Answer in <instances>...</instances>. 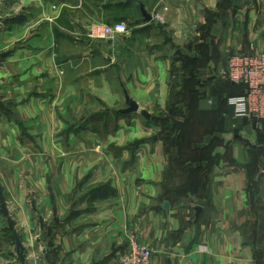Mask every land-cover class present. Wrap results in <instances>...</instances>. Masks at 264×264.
I'll use <instances>...</instances> for the list:
<instances>
[{"label": "crops", "instance_id": "0c3cea01", "mask_svg": "<svg viewBox=\"0 0 264 264\" xmlns=\"http://www.w3.org/2000/svg\"><path fill=\"white\" fill-rule=\"evenodd\" d=\"M251 46L264 0H0V264H264V121L217 74Z\"/></svg>", "mask_w": 264, "mask_h": 264}, {"label": "built area", "instance_id": "2783aa9c", "mask_svg": "<svg viewBox=\"0 0 264 264\" xmlns=\"http://www.w3.org/2000/svg\"><path fill=\"white\" fill-rule=\"evenodd\" d=\"M152 18L161 20L162 15L155 13ZM126 32L128 26L121 21L96 23L90 27L89 36L109 40ZM250 50L230 55L217 74L233 84L243 86L242 94L230 99L235 106V113L247 119L264 121V52H255L252 46ZM151 256V249L130 233L126 248L119 257V264H150Z\"/></svg>", "mask_w": 264, "mask_h": 264}, {"label": "water", "instance_id": "95a60500", "mask_svg": "<svg viewBox=\"0 0 264 264\" xmlns=\"http://www.w3.org/2000/svg\"><path fill=\"white\" fill-rule=\"evenodd\" d=\"M140 11H141L142 18H143L144 22H150L153 19L152 15L149 14L144 9L143 6H140ZM124 98H125L126 107L121 109V110H119L120 113H122V114H130V113H133V112H139L146 119L150 118L149 112L147 110H145V109H140L139 105L132 98L129 97V95L127 94L126 91H124ZM252 124H255V120H252ZM261 175L262 174H260V176ZM163 206L165 208H167L168 207V203L166 201L163 202ZM193 210H194V217H195V219H197L198 216H199V213L201 211V207L200 206H194ZM15 248H16V250L18 252H20L22 250V248H23L22 243H21L20 239L17 236H15Z\"/></svg>", "mask_w": 264, "mask_h": 264}, {"label": "rangeland", "instance_id": "374dc122", "mask_svg": "<svg viewBox=\"0 0 264 264\" xmlns=\"http://www.w3.org/2000/svg\"><path fill=\"white\" fill-rule=\"evenodd\" d=\"M122 22V21H121ZM93 24H96V22L95 23H92V24H90L89 25V30H90V27L93 25ZM218 72V71H217ZM221 78H223V77H221ZM224 79V78H223ZM226 80V79H225ZM229 82V81H228ZM231 83V82H230ZM171 90L173 89V87H171L170 88ZM243 92V91H242ZM152 122H153V124L154 125H158V126H160L161 128H162V130H161V132L159 133V135L161 136V137H164V139H168L169 138V136H171L172 135V133H173V130H175L176 128H177V126H176V123L174 124L173 123V121H172V119L170 120L169 119V117L168 116H166V115H164V114H157L154 118H153V120H152ZM168 129H170L168 132V135L169 136H167V131L166 130H168Z\"/></svg>", "mask_w": 264, "mask_h": 264}, {"label": "trees", "instance_id": "16d2710c", "mask_svg": "<svg viewBox=\"0 0 264 264\" xmlns=\"http://www.w3.org/2000/svg\"><path fill=\"white\" fill-rule=\"evenodd\" d=\"M239 85V84H238ZM242 88H243V86L242 85H240ZM113 192L111 191V190H108V189H105L104 190V193H102V194H97V195H99L100 197H107V196H109V195H111Z\"/></svg>", "mask_w": 264, "mask_h": 264}]
</instances>
